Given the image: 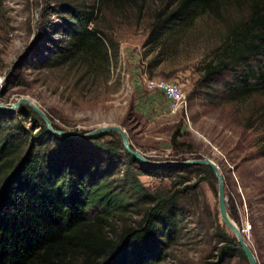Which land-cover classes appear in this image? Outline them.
<instances>
[{
    "label": "rangeland",
    "instance_id": "obj_1",
    "mask_svg": "<svg viewBox=\"0 0 264 264\" xmlns=\"http://www.w3.org/2000/svg\"><path fill=\"white\" fill-rule=\"evenodd\" d=\"M164 1L118 6L110 0H0V100L11 105L29 97L53 124L72 133L121 125L132 145L154 161L211 158L225 177L228 213L264 264V91L233 92L237 77L250 69L246 63H232L205 80L206 66L220 62L232 30L249 19L254 0H218L217 11L189 25H173L160 45L146 46L155 12ZM72 10L82 16L92 13L89 26L109 40L108 63L98 60L91 68L84 61L48 64L67 41ZM164 41L168 53L158 62ZM251 63L254 68L264 65V56ZM150 78L182 84L184 103L178 112L170 113L162 93L148 89ZM28 107L23 104L15 113L21 114L25 133L36 134L41 126ZM119 140L106 135L103 142L111 147ZM122 158L110 177L114 184L123 185L132 167L127 153ZM136 171L151 193L185 188L179 231L158 264H250L227 241L236 237L221 218L212 170L170 176L159 170L155 175ZM136 195L137 205L116 220L117 231L137 225L152 205L146 194ZM224 246L229 252L220 256Z\"/></svg>",
    "mask_w": 264,
    "mask_h": 264
},
{
    "label": "trees",
    "instance_id": "obj_2",
    "mask_svg": "<svg viewBox=\"0 0 264 264\" xmlns=\"http://www.w3.org/2000/svg\"><path fill=\"white\" fill-rule=\"evenodd\" d=\"M110 1L126 6L139 0ZM217 9L218 0L161 2L146 46L160 45L173 25H189ZM71 14L74 21L69 24L67 41L48 64L84 61L91 68L98 60L108 63L112 54L109 40L102 31L89 26L92 13L82 16L72 10ZM229 39L220 62L206 66L205 80L232 63H246L250 69L237 77L231 86L233 92L246 95L264 91V65L254 68L251 63L252 58L260 62L264 56V0L253 1L249 19L233 29ZM162 44L158 62L168 53L167 41ZM28 108L41 126L36 134L32 130L29 135L25 133L28 130L22 127L20 113L0 110V264H158L179 231L183 214L180 197L185 188L151 193L136 168L151 175L159 170L167 176L212 169L137 166L135 158L120 147L121 140L111 147L103 142L106 135L120 139L118 133L108 132L83 142L54 136ZM51 140L57 141L53 147L48 145ZM124 153L130 156L132 167L127 168L123 185L114 184L110 177ZM136 194H146L152 205L137 225L117 231L116 220L124 219L131 206L137 205L133 201L139 197ZM227 241L245 256L236 238ZM228 252L224 246L220 256Z\"/></svg>",
    "mask_w": 264,
    "mask_h": 264
},
{
    "label": "water",
    "instance_id": "obj_3",
    "mask_svg": "<svg viewBox=\"0 0 264 264\" xmlns=\"http://www.w3.org/2000/svg\"><path fill=\"white\" fill-rule=\"evenodd\" d=\"M23 104H27L38 114V116L46 124L48 131L51 135L62 136L75 140H89V139H94L101 135H105L108 132H116L120 135L123 146L126 149V151L131 156H133L135 160L139 161L140 163L146 166H151V167L170 166L177 168H187L193 166L210 167L218 180V197H219L220 215L224 224L235 235L249 263L261 264L256 252L254 251L250 243L247 241L246 236L243 234V229L231 218L230 214L228 213L225 177L220 166L214 160H212L211 158L203 157V158L176 160V161H154L150 159L146 154L135 148L132 145L127 130L121 125H117V124H105L95 128L92 131L81 134L72 133L63 129H57L52 123V120L50 119L48 114L36 103L35 100L29 97L23 96L14 103H12L11 105H6L0 100V110L6 113L13 114L16 112L18 107Z\"/></svg>",
    "mask_w": 264,
    "mask_h": 264
},
{
    "label": "built area",
    "instance_id": "obj_4",
    "mask_svg": "<svg viewBox=\"0 0 264 264\" xmlns=\"http://www.w3.org/2000/svg\"><path fill=\"white\" fill-rule=\"evenodd\" d=\"M147 87L154 92H160L167 101L166 109L170 113L178 112L184 103V92L179 81H170L163 78H150Z\"/></svg>",
    "mask_w": 264,
    "mask_h": 264
},
{
    "label": "bare ground",
    "instance_id": "obj_5",
    "mask_svg": "<svg viewBox=\"0 0 264 264\" xmlns=\"http://www.w3.org/2000/svg\"><path fill=\"white\" fill-rule=\"evenodd\" d=\"M0 80H1V78H0ZM243 234H244V231H243Z\"/></svg>",
    "mask_w": 264,
    "mask_h": 264
}]
</instances>
